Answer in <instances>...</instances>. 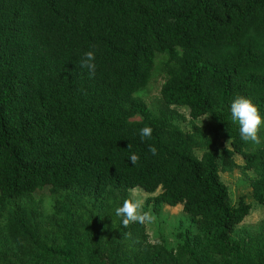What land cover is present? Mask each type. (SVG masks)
<instances>
[{"label":"trees","instance_id":"1","mask_svg":"<svg viewBox=\"0 0 264 264\" xmlns=\"http://www.w3.org/2000/svg\"><path fill=\"white\" fill-rule=\"evenodd\" d=\"M237 96L264 117V0H0V264H264L221 176L253 171L264 203V126L240 139ZM174 107L214 123L185 131ZM133 188L183 207L173 244L115 216Z\"/></svg>","mask_w":264,"mask_h":264},{"label":"rangeland","instance_id":"2","mask_svg":"<svg viewBox=\"0 0 264 264\" xmlns=\"http://www.w3.org/2000/svg\"><path fill=\"white\" fill-rule=\"evenodd\" d=\"M163 77L157 74V77L152 81L149 90L146 94V100L148 103L156 107L159 106L160 90L163 84ZM180 115L183 116V120L179 121L180 126L188 131L193 123L198 126L205 127L207 125H213L211 116H203L198 120H193L190 115V111L184 107H174ZM208 117V118H207ZM207 118V119H206ZM201 152H199V155ZM239 165H243V160L238 156L236 157ZM222 180L228 186L233 202H237L240 197H244L246 203H251L253 209L248 217L245 219L240 227H246L250 230L259 229L264 224V203L257 202L253 197V189L251 187L250 179L255 176L253 171L243 172L241 169H235L233 172H221ZM136 193L143 199V211L150 212L154 217L152 222H146V228L152 242L158 243L162 239L168 240L170 244H173L175 240V233L179 229L180 221H187L188 216L183 212L181 205L177 207H170L168 205L163 206V211L160 215H156L154 210L149 207L145 208V204L148 198L154 196L149 195L141 188H136ZM160 216V217H158Z\"/></svg>","mask_w":264,"mask_h":264},{"label":"clouds","instance_id":"3","mask_svg":"<svg viewBox=\"0 0 264 264\" xmlns=\"http://www.w3.org/2000/svg\"><path fill=\"white\" fill-rule=\"evenodd\" d=\"M96 53L87 51L80 58L79 67L87 69L89 76L94 77L97 69L95 63ZM231 120L236 122L239 127L240 139L244 142H252L260 144L261 139L258 133L264 126V117L261 116L260 110L251 99L237 96L230 105ZM208 118V117H207ZM206 118V119H207ZM153 129L151 127H143L139 130L141 140L150 139ZM231 139L227 142L226 147L229 148ZM131 148V145H128ZM149 151L153 155H157V149L154 145H149ZM132 165L139 163L140 157L136 153L129 156ZM130 197L123 201L122 206L115 209V216L122 219V225L127 228L132 223L144 224L152 222L154 217L150 212L143 211V199L136 193L135 188L130 189Z\"/></svg>","mask_w":264,"mask_h":264}]
</instances>
